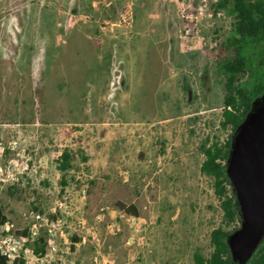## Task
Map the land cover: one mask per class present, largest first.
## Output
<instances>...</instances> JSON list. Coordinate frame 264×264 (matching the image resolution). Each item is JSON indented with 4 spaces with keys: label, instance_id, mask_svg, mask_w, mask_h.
Segmentation results:
<instances>
[{
    "label": "rangeland",
    "instance_id": "rangeland-1",
    "mask_svg": "<svg viewBox=\"0 0 264 264\" xmlns=\"http://www.w3.org/2000/svg\"><path fill=\"white\" fill-rule=\"evenodd\" d=\"M198 6L197 0H0V207L16 233L32 224L31 210L56 216L65 232L55 242L57 262L195 264L197 250L211 252L221 213L197 147L206 132L221 142L231 134L220 127L223 79L208 71L210 63L215 67L210 37L225 35L230 19ZM114 21L119 28L112 29ZM189 27L195 33L184 37ZM172 30L187 50L201 46L196 63L174 41L172 48ZM172 67L176 80L188 68L185 78L195 77L197 86L192 92L185 82L183 97L165 102L161 92L156 99ZM121 79L130 91L116 96ZM111 94L128 97L118 112L125 118L106 115ZM167 114L172 120L159 124ZM190 118H197V135L190 134ZM100 121H110L109 129L111 122L153 123L142 137L154 161L92 172L82 156L109 142ZM65 150L75 157L67 186L59 170ZM117 202L136 204L139 218ZM73 236L84 243L74 245Z\"/></svg>",
    "mask_w": 264,
    "mask_h": 264
},
{
    "label": "trees",
    "instance_id": "trees-1",
    "mask_svg": "<svg viewBox=\"0 0 264 264\" xmlns=\"http://www.w3.org/2000/svg\"><path fill=\"white\" fill-rule=\"evenodd\" d=\"M214 7L223 11L230 19L229 32L225 33L215 66L217 74L223 79L224 89L220 127L223 131L230 129L231 134L226 141L221 142L218 136L206 132L197 147L199 154L204 157L200 166L201 174L213 181L221 224L210 233L209 255L205 256L197 250L193 259L195 264H239L233 261L228 246L229 236L241 226V217L235 193L226 174V163L233 134L250 111L252 103L264 95V0H218ZM196 119L188 120L191 135H197ZM74 159V155L68 150H65L59 159L63 186L68 185L67 177L74 169ZM82 160L87 162L88 158L82 156ZM116 207L128 216H140L136 204L117 202ZM7 221L0 207V226ZM27 233V229L17 232L18 235ZM73 239L75 242L80 241L79 238ZM50 251L51 245L42 235L34 245V252L46 255ZM0 264H8L7 259L0 256ZM246 264H264V240Z\"/></svg>",
    "mask_w": 264,
    "mask_h": 264
},
{
    "label": "water",
    "instance_id": "water-1",
    "mask_svg": "<svg viewBox=\"0 0 264 264\" xmlns=\"http://www.w3.org/2000/svg\"><path fill=\"white\" fill-rule=\"evenodd\" d=\"M226 174L241 217L228 246L233 261L246 264L264 240V95L252 103L232 136Z\"/></svg>",
    "mask_w": 264,
    "mask_h": 264
},
{
    "label": "crops",
    "instance_id": "crops-1",
    "mask_svg": "<svg viewBox=\"0 0 264 264\" xmlns=\"http://www.w3.org/2000/svg\"><path fill=\"white\" fill-rule=\"evenodd\" d=\"M159 1L160 0H158V2ZM119 26H120V24L118 22L114 21L112 23V27H113L112 29H117V28H119ZM178 37L179 36H177V32L175 33V31L172 30V33L170 34V38H171L170 43H172V44H170V45L172 46L174 42L177 43L178 45H176V47L178 48V51L182 53V57L189 56L196 63L198 61L199 55L201 53V46H199V45L195 46V50H187V48H185V47H183V45H181L180 42H182V41ZM172 48H173V46H172ZM187 52H188V54H187ZM207 65H209V64L207 63ZM195 66H196V64H195ZM210 68L211 69L208 70V71H210V73H213L214 71H216V66L212 67L211 63H210ZM186 72H191V71H189L188 68L185 69L184 67H183V69H180L178 71V76H177L180 78H177V80H176L175 77L177 74V69L172 67V71L170 72L168 77H166L165 81L163 82L162 88L159 87L157 89V91L155 93L156 99L158 98V96L161 92H162L163 96H167L165 98L166 100H164L165 102L171 101V100L174 101L175 100L174 96L176 93L180 94L183 97L185 91L187 90L186 87H188V85H186L185 82L191 86V90L193 88H195V85L197 86V81H196L195 77L187 80L185 78V75H184V73H186ZM207 75L205 76L206 81H207V78H206ZM124 81H125L124 79L120 80L121 89L119 88V90L118 89L115 90V93L117 92V94H114V95L125 96V93H128V91H130L129 88L124 85ZM111 85H112L113 89H115L117 87L116 81H111ZM122 85H124L126 87V89ZM141 86L143 88L147 87L145 84H142ZM142 87L140 88L141 93L143 91ZM192 92H193V90H192ZM189 93H191L190 90H189ZM112 95L113 94H111L108 99L104 98L105 100L109 101L108 104L106 103V107H104V110L106 111V115H110L109 114L110 111H113L116 114H118V112L124 113L126 108H127V105H128V104H126L128 97L126 96V97L121 98V99H116V96H112ZM166 108L170 109L171 106L167 105ZM173 108L175 109L174 104H173ZM121 110H123V111H121ZM140 110H141V105L139 104V116H142L143 114L140 113ZM118 115L120 117L125 118L124 115H122V114H118ZM172 116L167 114L166 118L159 121L158 123L159 124H166L172 120V118H170ZM100 122L102 123L103 127H106V125H108V123H110V121H100ZM76 123L80 124V122H76ZM105 123H107V124H105ZM111 123H112V127H113V128H111L112 130L107 128V127L103 128L104 133H107L109 136V138L106 139L109 142L104 144L102 151H100L99 148H96L95 146H91L88 149L89 154H87V158L89 156L88 161H89V164L91 165L92 172L96 173L98 170V167H103L104 171H107L108 174H111L113 169L119 165L129 166V165L135 164V165H140V167H144V165H146L147 163L149 164V163H152L154 161V160H152V158L147 156L146 152H144V149L149 148V144H147V142H146L147 138L144 139L145 136L142 137V134L147 135L148 132L152 130L153 126H155L153 123L149 124L148 126H145L144 122L143 123L142 122L134 123V125H131V123H123V121L114 122V123L111 122ZM94 129H98L97 126ZM110 141H112V142L110 143ZM125 173H128V172H125ZM138 209H139V207H138ZM129 217H131V216H129ZM73 238H76V237L73 236ZM73 238L71 239V241L74 243V245H77L78 243H82V241L84 243V241H85L83 239L82 241L80 240L78 242H75Z\"/></svg>",
    "mask_w": 264,
    "mask_h": 264
},
{
    "label": "built area",
    "instance_id": "built-area-1",
    "mask_svg": "<svg viewBox=\"0 0 264 264\" xmlns=\"http://www.w3.org/2000/svg\"><path fill=\"white\" fill-rule=\"evenodd\" d=\"M197 2L199 4L198 11L206 13L211 6L214 7L218 0H197ZM218 12L224 13L221 10H218ZM209 16L212 17V14L209 13ZM227 32H229V28L224 33ZM194 33V28L189 27L184 30L183 35L184 37H191ZM224 39L225 35H222V32L215 33L210 37L209 48L213 53L212 61L214 65L219 59V52L223 46ZM83 195H86V190L83 191ZM54 213H56V210ZM29 216L32 218V224L23 228V230H28L27 235H18L9 220L3 226H0V256L5 257L8 264H62L56 260V254L59 249L55 244L56 239L62 237L65 233L61 221L47 218L45 214L34 210L30 211ZM42 235L51 245V251L46 255L34 252V245ZM94 238L96 239V236ZM95 261L97 263V258Z\"/></svg>",
    "mask_w": 264,
    "mask_h": 264
}]
</instances>
